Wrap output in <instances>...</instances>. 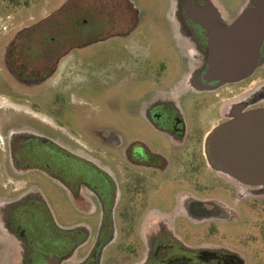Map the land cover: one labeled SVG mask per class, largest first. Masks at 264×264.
<instances>
[{
  "label": "flooded vegetation",
  "instance_id": "1",
  "mask_svg": "<svg viewBox=\"0 0 264 264\" xmlns=\"http://www.w3.org/2000/svg\"><path fill=\"white\" fill-rule=\"evenodd\" d=\"M240 19L247 39L261 24L263 32L251 66L232 78L217 68V41ZM168 23L177 62L137 75L140 96H130L123 123L96 128L97 145L9 138L24 184L0 206V264H264V184L226 172L212 143L236 115L264 112V0H248L235 17L216 0H174ZM91 29L66 47L35 43L33 58H7L18 90L59 93L74 51L132 34ZM37 179L57 185L61 211Z\"/></svg>",
  "mask_w": 264,
  "mask_h": 264
},
{
  "label": "rangeland",
  "instance_id": "2",
  "mask_svg": "<svg viewBox=\"0 0 264 264\" xmlns=\"http://www.w3.org/2000/svg\"><path fill=\"white\" fill-rule=\"evenodd\" d=\"M26 1L31 6L37 3L44 8L33 10L12 6ZM67 1L0 0V206L5 201L15 200L24 184L15 176L6 145L9 138L19 133L36 135L74 150L85 151L86 145H97L96 128L112 129L117 119L123 123L130 96L135 92L140 96L144 87L137 82L138 74L161 73L163 60L170 63L178 60L168 32V16L174 0L77 1L74 3V21L81 17V12L82 17L90 19V24H85L84 29H75V22L64 26ZM216 1L235 17L248 0ZM60 26L62 33L75 29L78 33L74 34L75 41L81 35L79 31L85 28H95L96 32L103 26L118 27L123 31L127 28L132 30V34L111 39L100 46H91L83 53L74 51L69 61L71 70L64 72L63 69L61 74L64 77L58 83L59 93H50L45 88L20 92L16 82L17 73L7 64V58L17 59L21 54L33 58L35 55L27 48L35 46V43V47L39 48L40 43L62 38L64 35L57 33ZM67 36L70 40L69 34ZM100 36L95 35V39ZM26 42L28 45L22 50ZM122 51L126 57L122 56ZM120 71L128 73L127 76L120 75ZM35 182L61 211L64 208L61 203L65 200L57 185L42 179Z\"/></svg>",
  "mask_w": 264,
  "mask_h": 264
},
{
  "label": "water",
  "instance_id": "3",
  "mask_svg": "<svg viewBox=\"0 0 264 264\" xmlns=\"http://www.w3.org/2000/svg\"><path fill=\"white\" fill-rule=\"evenodd\" d=\"M262 32L263 24L250 38L248 34L247 39L244 19H240L232 29L221 34L217 41L219 71L230 73L232 78L241 76L252 64ZM242 47L246 51L244 63ZM262 123L264 112L238 114L221 126L212 140L213 151L225 167V171L240 181L264 184V176L259 175L261 173L259 171L264 168V126H260ZM247 162L254 166L251 167V173L247 172L245 166ZM252 171L255 174H252Z\"/></svg>",
  "mask_w": 264,
  "mask_h": 264
},
{
  "label": "crops",
  "instance_id": "4",
  "mask_svg": "<svg viewBox=\"0 0 264 264\" xmlns=\"http://www.w3.org/2000/svg\"><path fill=\"white\" fill-rule=\"evenodd\" d=\"M77 1H84V0H68L67 1V3H66V5H65V8H64V10H65V16H66V22H65V24H64V26H69L68 25V23L70 24L71 22H75L74 21V13H75V11H74V7H75V2H77ZM42 2L44 3L45 2V0H42ZM41 2V3H42ZM24 9H29V8H31V9H35V8H37V10H40V9H42V8H44L43 6H38V4L36 3L35 5H33V6H29V7H23ZM72 9V10H71ZM58 10H60V9H58ZM61 11H63V10H61ZM82 12H81V17H79L78 18V20H76V22H75V24L76 25H74V27L76 26V28L75 29H84V26H85V23H84V17H82ZM62 26H60V27H58V29H57V33L59 34V33H62L61 32V30H60V28H61ZM75 29H73V30H71V31H65L64 33H62L64 36L62 37V38H57V40H55L54 42H45V43H57V44H60V45H63V46H66L68 43H70V42H72V41H75V39H74V34H78L77 32H75ZM76 31H79V30H76ZM83 32V31H82ZM82 32H80L79 31V33L81 34ZM69 34V39L71 40H68V35ZM78 40H80L79 39V36H78ZM78 40H76V41H78Z\"/></svg>",
  "mask_w": 264,
  "mask_h": 264
},
{
  "label": "trees",
  "instance_id": "5",
  "mask_svg": "<svg viewBox=\"0 0 264 264\" xmlns=\"http://www.w3.org/2000/svg\"><path fill=\"white\" fill-rule=\"evenodd\" d=\"M15 1H16V0H15ZM12 6H15V7H17V8H20V7H29L30 4H29L28 1H26L24 4H21L20 2H18V3H16V4L12 5Z\"/></svg>",
  "mask_w": 264,
  "mask_h": 264
}]
</instances>
